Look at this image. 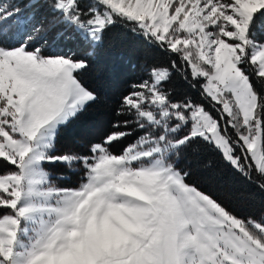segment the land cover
Instances as JSON below:
<instances>
[{"label": "snow or ice", "instance_id": "snow-or-ice-1", "mask_svg": "<svg viewBox=\"0 0 264 264\" xmlns=\"http://www.w3.org/2000/svg\"><path fill=\"white\" fill-rule=\"evenodd\" d=\"M114 30L139 78L62 143ZM198 166L264 200V0H0V264H264V212Z\"/></svg>", "mask_w": 264, "mask_h": 264}, {"label": "trees", "instance_id": "trees-1", "mask_svg": "<svg viewBox=\"0 0 264 264\" xmlns=\"http://www.w3.org/2000/svg\"><path fill=\"white\" fill-rule=\"evenodd\" d=\"M140 55L137 43L127 38L120 30H114L109 35L104 48L100 50L84 76L85 81L99 92L100 101L63 134L62 143L74 142L79 145L102 134L117 100L128 90L129 84L139 78ZM52 170L57 174L61 171L59 168ZM194 171L193 181L206 190L217 192L226 203L232 200L233 207L237 210L256 216L264 212V200L259 196L238 203L229 195L231 189L228 184H208L205 169L198 166ZM72 182L78 184V178L72 177Z\"/></svg>", "mask_w": 264, "mask_h": 264}]
</instances>
